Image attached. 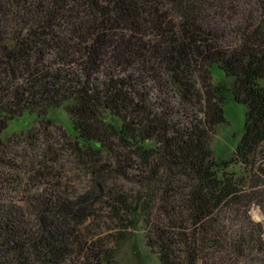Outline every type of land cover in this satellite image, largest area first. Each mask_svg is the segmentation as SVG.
I'll list each match as a JSON object with an SVG mask.
<instances>
[{
    "label": "trees",
    "instance_id": "1",
    "mask_svg": "<svg viewBox=\"0 0 264 264\" xmlns=\"http://www.w3.org/2000/svg\"><path fill=\"white\" fill-rule=\"evenodd\" d=\"M230 93L245 129L221 160L211 142ZM58 108L73 128L52 140ZM27 114L39 132L3 137ZM254 205L264 0H0V264H119L86 230L104 210L122 228L142 220L161 264H264Z\"/></svg>",
    "mask_w": 264,
    "mask_h": 264
},
{
    "label": "rangeland",
    "instance_id": "2",
    "mask_svg": "<svg viewBox=\"0 0 264 264\" xmlns=\"http://www.w3.org/2000/svg\"><path fill=\"white\" fill-rule=\"evenodd\" d=\"M212 74L213 79L216 82L225 81L228 84H232L233 78L227 76L218 65H213ZM246 110V104L236 101L230 93L229 98L224 103L226 120L217 124L211 142L214 156L217 159L227 160L234 155L237 145L244 133ZM51 114L53 124L50 126V132L53 137L48 136V138L50 140L51 138L52 140H58L62 135L64 126L67 129L72 130V119L62 108L53 110ZM32 128L39 132V129H42V126L37 122L35 115L27 114L12 121L2 135L3 137L15 135L18 137L24 136ZM42 141H44V139H42ZM71 168L79 176L83 177L81 179L76 178L73 182L76 183V186L79 187L81 191H86L89 184L91 185L88 175L86 176L85 173L77 170L75 171L73 167ZM230 170L241 171L242 166L240 164L233 165L230 167ZM23 172L26 174L30 173L28 167H24ZM125 187L133 188L137 186L128 183ZM100 204V200H97L96 206H99ZM251 214L255 220L264 222V211L260 206L254 205L251 208ZM102 215L101 219L99 216H96L95 219H89L87 221L89 225L86 227V230L95 228L97 235L100 238H102L109 246L116 247L119 264H161L158 254L153 252L147 245L146 228L142 220H140V222L134 227L122 228L117 219H109L107 216V210H104ZM98 223H100V226H97Z\"/></svg>",
    "mask_w": 264,
    "mask_h": 264
}]
</instances>
